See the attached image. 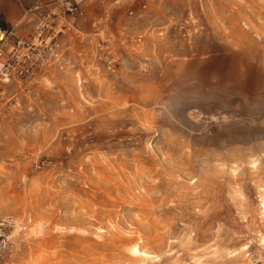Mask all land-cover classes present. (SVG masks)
Wrapping results in <instances>:
<instances>
[{"label": "rangeland", "instance_id": "rangeland-1", "mask_svg": "<svg viewBox=\"0 0 264 264\" xmlns=\"http://www.w3.org/2000/svg\"><path fill=\"white\" fill-rule=\"evenodd\" d=\"M75 2L0 0L1 264H264V0Z\"/></svg>", "mask_w": 264, "mask_h": 264}, {"label": "built area", "instance_id": "built-area-1", "mask_svg": "<svg viewBox=\"0 0 264 264\" xmlns=\"http://www.w3.org/2000/svg\"><path fill=\"white\" fill-rule=\"evenodd\" d=\"M57 2L60 4L61 7H63L65 10L69 12L77 11L78 9V4L75 2V0H57ZM8 36L9 34L5 30V28L0 26V62L5 52V49L8 45ZM6 76L9 77L8 74ZM3 226H5V224H3ZM0 232H2V230H0ZM7 247H8V238L5 237L3 233H1L0 234V253L5 251ZM0 264H1V259H0Z\"/></svg>", "mask_w": 264, "mask_h": 264}, {"label": "bare ground", "instance_id": "bare-ground-1", "mask_svg": "<svg viewBox=\"0 0 264 264\" xmlns=\"http://www.w3.org/2000/svg\"><path fill=\"white\" fill-rule=\"evenodd\" d=\"M263 204H264V200H263V202H262ZM264 239V238H263Z\"/></svg>", "mask_w": 264, "mask_h": 264}]
</instances>
